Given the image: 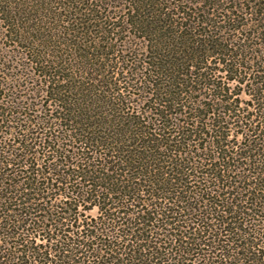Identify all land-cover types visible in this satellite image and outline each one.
<instances>
[{"label": "trees", "instance_id": "obj_1", "mask_svg": "<svg viewBox=\"0 0 264 264\" xmlns=\"http://www.w3.org/2000/svg\"><path fill=\"white\" fill-rule=\"evenodd\" d=\"M0 264H264V0H0Z\"/></svg>", "mask_w": 264, "mask_h": 264}]
</instances>
